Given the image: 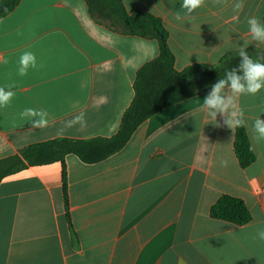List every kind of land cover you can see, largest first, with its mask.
<instances>
[{
	"label": "crops",
	"instance_id": "obj_1",
	"mask_svg": "<svg viewBox=\"0 0 264 264\" xmlns=\"http://www.w3.org/2000/svg\"><path fill=\"white\" fill-rule=\"evenodd\" d=\"M130 14L161 19L175 67L218 64L241 46L264 59L247 20L264 22V0H205L185 16L182 0H123ZM180 13L182 19L177 20ZM38 66L18 74L23 52ZM160 55L155 39L97 21L86 0H21L0 19V87L16 93L0 108V161L25 147L57 139L112 138L135 98L139 71ZM210 91V90H209ZM209 91L173 104L145 121L119 152L97 163L65 157L28 166L0 183V264H264V141L252 125L264 119V90L240 96L256 161L242 168L236 128L207 115ZM45 109L49 125L33 128L20 112ZM85 113L86 127L66 129ZM227 166H221V161ZM223 195L242 199L247 225L213 219Z\"/></svg>",
	"mask_w": 264,
	"mask_h": 264
},
{
	"label": "trees",
	"instance_id": "obj_2",
	"mask_svg": "<svg viewBox=\"0 0 264 264\" xmlns=\"http://www.w3.org/2000/svg\"><path fill=\"white\" fill-rule=\"evenodd\" d=\"M21 0H0V19L13 12ZM91 15L110 27L130 35L155 39L160 45V55L145 65L135 82V98L126 111L121 128L112 138L91 140L57 139L25 147L17 156L0 161V183L3 178L20 172L28 166L61 162L63 165L64 190L66 185L65 157L78 156L85 163H97L122 150L135 131L153 115L165 108L211 90L225 72L239 63V52L226 55L218 64H194L183 71L175 67V56L169 47V33L161 19L144 12L130 14L123 0H86ZM253 58V51H247ZM254 59V58H253ZM255 60V59H254ZM264 63V59H257ZM235 153L242 168L256 161L246 127L236 128ZM213 219L237 226L252 222L253 216L245 202L230 195L221 196L212 206Z\"/></svg>",
	"mask_w": 264,
	"mask_h": 264
},
{
	"label": "clouds",
	"instance_id": "obj_3",
	"mask_svg": "<svg viewBox=\"0 0 264 264\" xmlns=\"http://www.w3.org/2000/svg\"><path fill=\"white\" fill-rule=\"evenodd\" d=\"M219 4L222 0H214ZM205 6V0H182L181 8L185 16H191L197 9ZM243 0H237L234 4L232 19L238 21V14L243 9ZM176 19H182L181 14H176ZM248 32L251 40L256 44H264V22L252 16L247 20ZM38 66L37 57L33 52L25 51L19 59L18 74L26 76L30 68ZM264 90V63L254 60L249 56L246 45L239 48V63L225 72L224 78L218 79L211 90L203 99V108L207 115L214 120L217 114L226 117L224 123L232 130L238 127H246L244 113L238 108L237 100L240 96H255ZM16 93L9 88L0 87V108L7 107ZM22 119H28L33 128L43 129L49 125V113L45 109L25 108L20 112ZM76 125L86 127L85 113L74 115L71 120L66 121L64 128L60 129L62 134L66 129ZM253 139L257 142L264 141V119L257 117L252 125ZM221 166H227V161L222 160ZM254 239L264 241V229H258Z\"/></svg>",
	"mask_w": 264,
	"mask_h": 264
},
{
	"label": "rangeland",
	"instance_id": "obj_4",
	"mask_svg": "<svg viewBox=\"0 0 264 264\" xmlns=\"http://www.w3.org/2000/svg\"><path fill=\"white\" fill-rule=\"evenodd\" d=\"M253 53V58L255 59V60H257V59H263L262 57H261V55H259L258 53H256V52H252Z\"/></svg>",
	"mask_w": 264,
	"mask_h": 264
}]
</instances>
